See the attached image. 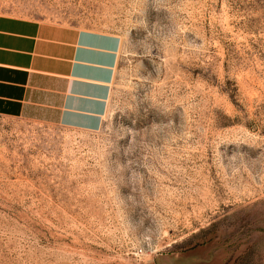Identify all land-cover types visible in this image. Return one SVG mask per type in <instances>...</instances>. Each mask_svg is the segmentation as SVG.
Segmentation results:
<instances>
[{"label": "rangeland", "instance_id": "rangeland-1", "mask_svg": "<svg viewBox=\"0 0 264 264\" xmlns=\"http://www.w3.org/2000/svg\"><path fill=\"white\" fill-rule=\"evenodd\" d=\"M5 14L123 45L101 131L0 116V264H264V0H0Z\"/></svg>", "mask_w": 264, "mask_h": 264}, {"label": "crops", "instance_id": "crops-1", "mask_svg": "<svg viewBox=\"0 0 264 264\" xmlns=\"http://www.w3.org/2000/svg\"><path fill=\"white\" fill-rule=\"evenodd\" d=\"M122 45L112 33L0 15V116L101 131Z\"/></svg>", "mask_w": 264, "mask_h": 264}, {"label": "clouds", "instance_id": "clouds-1", "mask_svg": "<svg viewBox=\"0 0 264 264\" xmlns=\"http://www.w3.org/2000/svg\"><path fill=\"white\" fill-rule=\"evenodd\" d=\"M171 30L165 33L159 27H154L152 31L148 34L149 41H156L160 44L167 43L175 38L176 36V29H175V22L171 24ZM143 47L147 51L150 47L148 41H145Z\"/></svg>", "mask_w": 264, "mask_h": 264}]
</instances>
